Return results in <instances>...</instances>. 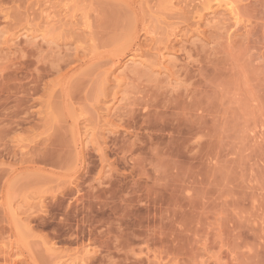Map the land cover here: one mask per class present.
Segmentation results:
<instances>
[{
  "label": "rangeland",
  "instance_id": "1",
  "mask_svg": "<svg viewBox=\"0 0 264 264\" xmlns=\"http://www.w3.org/2000/svg\"><path fill=\"white\" fill-rule=\"evenodd\" d=\"M210 1L0 0V264H264V0Z\"/></svg>",
  "mask_w": 264,
  "mask_h": 264
},
{
  "label": "bare ground",
  "instance_id": "2",
  "mask_svg": "<svg viewBox=\"0 0 264 264\" xmlns=\"http://www.w3.org/2000/svg\"><path fill=\"white\" fill-rule=\"evenodd\" d=\"M171 1V0H170ZM208 1V0H207ZM210 1V0H209ZM217 0H215V2L214 3H218V2H216ZM228 1V0H227ZM211 2V1H210ZM212 2H213V0H212ZM211 2V3H212ZM230 2V1H229ZM213 3V4H214ZM219 3H223L224 4V1L222 0V2L219 0ZM218 3V4H219ZM223 4H221L228 12H229V14L230 13H232V11H233V9H232V6H230L231 5V2L228 4L226 1H225V4L223 5ZM207 5V4H206ZM220 5V4H219ZM210 8V7H209ZM232 16V15H231ZM61 263V262H60Z\"/></svg>",
  "mask_w": 264,
  "mask_h": 264
}]
</instances>
